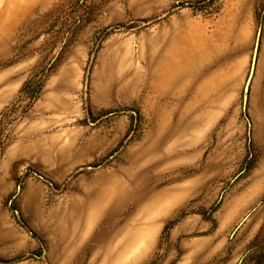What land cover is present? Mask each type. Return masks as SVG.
Listing matches in <instances>:
<instances>
[{"label": "rangeland", "instance_id": "374dc122", "mask_svg": "<svg viewBox=\"0 0 264 264\" xmlns=\"http://www.w3.org/2000/svg\"><path fill=\"white\" fill-rule=\"evenodd\" d=\"M0 264H264V0H0Z\"/></svg>", "mask_w": 264, "mask_h": 264}, {"label": "crops", "instance_id": "0c3cea01", "mask_svg": "<svg viewBox=\"0 0 264 264\" xmlns=\"http://www.w3.org/2000/svg\"><path fill=\"white\" fill-rule=\"evenodd\" d=\"M188 61L192 62L191 59ZM185 64V52L178 47L172 48L166 55L160 57L153 63L154 82L158 88L174 86L176 77L182 71V66Z\"/></svg>", "mask_w": 264, "mask_h": 264}, {"label": "water", "instance_id": "95a60500", "mask_svg": "<svg viewBox=\"0 0 264 264\" xmlns=\"http://www.w3.org/2000/svg\"><path fill=\"white\" fill-rule=\"evenodd\" d=\"M259 43H260V35H258V38H257V42H256V46H255L254 54H253V58H252L250 75H249V78H248L246 86H245L244 109L246 108V103L248 101L251 84H252L254 74H255V70H256V66H257V60H258V54H259ZM40 177L42 178V176H40ZM247 218H245V220ZM244 221L240 224V226L244 223Z\"/></svg>", "mask_w": 264, "mask_h": 264}]
</instances>
